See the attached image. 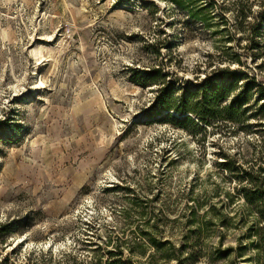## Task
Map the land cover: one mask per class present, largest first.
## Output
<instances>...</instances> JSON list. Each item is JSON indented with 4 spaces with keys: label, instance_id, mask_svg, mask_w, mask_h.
Returning a JSON list of instances; mask_svg holds the SVG:
<instances>
[{
    "label": "rangeland",
    "instance_id": "obj_1",
    "mask_svg": "<svg viewBox=\"0 0 264 264\" xmlns=\"http://www.w3.org/2000/svg\"><path fill=\"white\" fill-rule=\"evenodd\" d=\"M262 183L264 0H0V264H264Z\"/></svg>",
    "mask_w": 264,
    "mask_h": 264
},
{
    "label": "trees",
    "instance_id": "obj_2",
    "mask_svg": "<svg viewBox=\"0 0 264 264\" xmlns=\"http://www.w3.org/2000/svg\"><path fill=\"white\" fill-rule=\"evenodd\" d=\"M223 80L222 87L216 85L214 88L209 86L210 80H208L203 87H198L197 91L189 92L187 91L177 103H170L167 101V97L162 93V96L158 98L157 109H154L149 113L150 118L161 116L167 113L171 116V112H175L178 115H185L183 122H194L193 117H195L200 124L210 126L211 122L214 120H219L224 117L223 113H232L227 117V120L237 121L235 118V107L239 104V96H232L233 87L227 85L229 75L223 74L221 76ZM232 77L235 81L239 80V77L234 74ZM202 93L201 99L190 105V100L195 95ZM166 97V98H165ZM261 171V167L258 168ZM263 188L259 185L254 190L253 198L244 194V199L246 201H255L258 203L260 198H264V183H262ZM252 198V199H251ZM262 217L264 218V210L262 211ZM11 229L10 225L0 226V233H7Z\"/></svg>",
    "mask_w": 264,
    "mask_h": 264
}]
</instances>
